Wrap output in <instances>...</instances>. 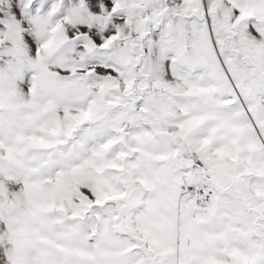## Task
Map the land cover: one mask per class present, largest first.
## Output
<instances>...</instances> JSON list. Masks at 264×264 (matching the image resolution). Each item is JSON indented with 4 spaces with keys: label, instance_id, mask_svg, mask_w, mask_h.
I'll return each mask as SVG.
<instances>
[{
    "label": "snow or ice",
    "instance_id": "obj_1",
    "mask_svg": "<svg viewBox=\"0 0 264 264\" xmlns=\"http://www.w3.org/2000/svg\"><path fill=\"white\" fill-rule=\"evenodd\" d=\"M0 264H264V0H0Z\"/></svg>",
    "mask_w": 264,
    "mask_h": 264
}]
</instances>
